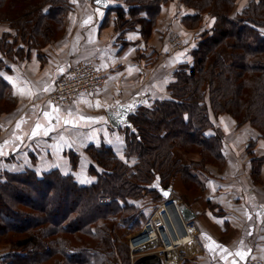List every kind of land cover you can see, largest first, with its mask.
<instances>
[{
  "label": "trees",
  "instance_id": "1",
  "mask_svg": "<svg viewBox=\"0 0 264 264\" xmlns=\"http://www.w3.org/2000/svg\"><path fill=\"white\" fill-rule=\"evenodd\" d=\"M166 2L125 0L127 8H117L118 30L140 26L148 39ZM181 2L194 11L183 19L186 27L198 28L205 14L215 25L201 34L192 64L174 70L171 99L140 106L130 116L126 160L108 144H93L85 152L94 162L88 171L95 182L80 183L59 169L1 177L0 238L13 236L8 243L14 255L4 257L10 264H131L128 245L117 242L122 232H136L148 220L144 198L152 196L157 206L164 201L160 189L175 187V181L203 192L205 166L226 160L215 116L227 113L237 126L249 123L264 139V0H250L240 12H235L237 0ZM71 6L69 0H0V21H10L16 32L7 45H15L19 37L31 39L27 43L33 47L47 44L63 27ZM4 39L0 51L6 53ZM182 151L200 154L201 162L188 163L178 153ZM70 159L77 170L79 156ZM262 161L256 160L254 172Z\"/></svg>",
  "mask_w": 264,
  "mask_h": 264
},
{
  "label": "crops",
  "instance_id": "2",
  "mask_svg": "<svg viewBox=\"0 0 264 264\" xmlns=\"http://www.w3.org/2000/svg\"><path fill=\"white\" fill-rule=\"evenodd\" d=\"M69 1L74 14L66 22L65 33L55 42L39 48L18 40L13 51H0V179L4 173L26 170L42 174L59 169L69 174L70 168L74 176L77 173L87 179L89 174L79 166L72 170L69 159L72 152L81 157L87 146L108 144L117 149L125 142L127 125L113 128L107 113L111 110L119 114V108L127 106L133 114L140 106L150 107L156 100L171 99L168 86L174 80V70L180 64L193 62L191 54L198 42L188 41L190 32L183 19L194 11L183 5L180 9L174 0H167L148 39L143 37L140 26L135 31H115L117 8L126 9L125 0H109L106 9L95 6L94 0ZM164 14L170 19L168 23L182 26L186 44L180 50H173L164 42L161 25ZM209 19L211 26L207 29L215 25V20ZM7 34L16 36L9 26L2 27L0 38ZM13 41L11 37L6 42ZM88 62L106 70L104 90L78 97L66 107L52 104L49 95L59 80L79 64ZM4 104L6 107L9 104L12 110H4ZM226 118L215 119L216 127L224 135L227 155L224 174L209 167L203 199L188 205L197 217L193 222V241L180 251L182 264L264 261V193L250 182L249 175L232 176L227 172L233 164L228 159L240 157L235 147L240 148L246 141L248 147L253 140L259 146V151L253 150L257 155L264 153V141L258 139L256 130L247 126L238 128L232 119ZM102 127L110 132L109 136L101 137ZM86 156L82 158L85 164L89 160ZM62 157L69 162L63 163ZM248 158L240 159L232 168L247 166L251 160ZM88 177L95 182L96 178ZM170 187L172 198L179 199L175 197L176 188ZM169 214L178 229L173 213Z\"/></svg>",
  "mask_w": 264,
  "mask_h": 264
},
{
  "label": "rangeland",
  "instance_id": "3",
  "mask_svg": "<svg viewBox=\"0 0 264 264\" xmlns=\"http://www.w3.org/2000/svg\"><path fill=\"white\" fill-rule=\"evenodd\" d=\"M173 2H175L178 7L180 6V9H181V5H182L181 0H174ZM248 3H250V0H237V5H236L235 12H240V10H242L244 7H246L248 5ZM73 11H74L73 6H71V9L69 10V12L67 13V15L65 17V21H64L63 27L56 29V34L54 35L55 37L53 36L54 38L51 39V41H48L47 44L45 43V45L44 44H42V45H35V47H39V48L46 47L48 44H51V43L55 42L58 38H60L65 33L64 31L66 30V22L69 19V17L71 18V16L74 14ZM164 15H165V19L161 23V25L163 26L162 27L163 28V36H165V41L164 42H166V44L170 45L173 48V50L174 49L175 50H180L186 44L185 43L186 40L184 38V33H182V26H179V24L177 25V24L168 23V20H170V19L169 18H166L167 14H164ZM206 20H208V21H206ZM209 20H210L209 19V16H207L205 14V16H204L201 24L198 26V28L190 29V28L186 27V24H184L185 25V28L190 32V33L188 32L189 34H187L191 38V39L189 38L190 40H188V41H191V42H196L197 41L198 42V40H200V38L202 37L201 34L204 32V30H206L207 28H209L211 26L210 23H209ZM21 23H22V21H18V24L17 25L18 26L19 25H22ZM157 23H158V21H157ZM121 25H122V23H119V24L115 23V31H120L118 29H120ZM4 26H9L10 29L11 28L14 29L13 28L14 26L8 20L0 21V29L2 27H4ZM174 35L175 36L180 35V38H181V39L179 38V41H178V38L176 39L177 40V43L176 44L172 43L173 42L172 39H175L176 38V37H174ZM4 37H5V35H3V37L1 39H4ZM11 37L12 38H15L16 36L6 37L4 39V43L5 44L2 43L4 46H6V48H4V50H8V52L13 51L14 50L13 47H15L16 44H17V42H18V41H16V44L15 45H7L6 40L8 38H11ZM26 38L27 37H24V38L19 37L18 40L21 41V42H24V43L29 42V44H30L31 43V39L28 40ZM105 85H106V81H105V84H104L103 88L100 89L99 91H96V92H100V91L104 90ZM206 102H207L208 105H210V102L212 104V100L210 101V99H206ZM6 105L4 104L3 109L4 110L10 109L9 108L10 105L8 104V107H6ZM66 106L67 105H65L63 107H66ZM152 106H150V107H152ZM11 110L12 109H10L9 111H11ZM211 112L213 113V111H211ZM219 117H225V118L227 117L226 118V121L230 118V119H232L234 121L235 124H238V123H236L237 121L234 120L227 113L222 114ZM219 117H218V119H219ZM214 118H217V117L215 116ZM246 126L249 127V128H251V129H254L255 130L254 126H252L249 123H246L243 126H237V127L242 129L243 127H246ZM105 129L106 128H103L102 127L100 129V131H99L101 137H103V138L109 136L108 134L110 133V132H107V130L105 131ZM108 129H110V128H108ZM103 131L106 132V136L103 134ZM111 132H113V131L111 130ZM125 132H126V130H124V133ZM257 133H258V139L261 140V141H264V139L261 138L260 133H259L258 130H257ZM247 143H248V141L244 142L243 146H241L240 148L239 147H235V150L234 151L237 154H239L240 157L239 158H233L231 156L230 159H228V161H231L233 164L228 169L227 172H228V175H232V176L234 174H239L241 177H245V176L249 175L251 177L250 182L252 181V183L254 185H258V190L260 192H262V194H263L264 193V161H262L261 168L257 172H254V171H255V166H257V163H258V162H256V160L257 159L258 160L259 159H263L264 158V153L261 152V154L255 155V153L253 152V150L256 149V150L259 151V146H257L258 143L255 144L254 142L253 143L249 142V143H251L252 146L250 145V147L249 146L246 147V144ZM87 147H86V149H87ZM126 147H127V143H126V137H125V142L120 147H118L117 149L114 148L115 153L121 159H123V160H126V155H125V153H126ZM178 153H180V156L183 157V159H185L186 161H188V163H192V162L193 163H200L201 160H202V157H201L200 154L186 153V152H183V151L182 152H178ZM84 154L87 155L86 157L89 156L85 151H84L83 155ZM71 155H77V156H79L78 153H76V152H72ZM71 155L69 156V159H70ZM83 155L81 157H79V159H78V161H79V165H78L79 166V169L81 171L85 172L86 174H89L90 175V172L88 170H89L90 165L94 164V162L91 160L90 157H88L89 160L87 159V163L85 164L84 160L82 159V158H84ZM247 155L249 157H251L250 163H248L247 166L240 165L241 166V169L232 168L237 161L238 162L240 161V159L241 160L242 159H247V160L250 159V158H248ZM226 157H227V155H226ZM62 158H63V163H68L69 162V160L67 158L66 159L64 157H62ZM226 162H227V158L222 163H220L218 161H215L212 164H207L205 166L206 167L205 168V173L210 174L209 173L210 171H208V168L212 166V168H211L212 170H216L215 171L216 173H219L220 172V174L223 175L224 174V167H225ZM70 164H71V159H70ZM80 164H81V168H80ZM65 171H67V170H65ZM69 172L71 173V168H70ZM237 172H239V173H237ZM88 176H87V179H84V177H79V175L76 173L75 178H78L79 181H80V183H86L87 181L89 183L90 182L89 179H91V178H89ZM175 185H176L175 188L177 190V193L175 194V197H180L182 204H186V203L187 204L188 203L189 204L190 203L197 204V203L201 202V200L204 197L205 190L203 192L200 191V188L198 186H192L191 189H189V188L187 189V187H185L183 185L182 181H175ZM39 197H40V194L38 195L37 198H39ZM37 198L34 197V196H31V201L37 200ZM162 202H164V201H162ZM162 202H160L156 206V203L153 200L152 196H147V197L144 198V200H143V211L145 213V216L148 218V220L153 216V214L157 211V209H159V207L161 206ZM146 222L147 221H143L142 224H141V226L138 227V229L136 230V232H133V233H127V232L125 233V232H122V234L119 235V238H118V242L117 243H119V245H128L129 238H131V236L134 235L135 233L139 232L143 228V226L145 225ZM41 236L42 235H40V237ZM6 237L7 238H5V237H1L0 238V253L3 255V257H2L3 259H4V257H6L7 253L13 251L12 245L8 243L9 241L12 240V237L13 236L12 235H9V236H6ZM3 238H5V239H3ZM1 240L2 241L7 240V241H6V243H4ZM128 248H129V245H128ZM129 251H130V249H129ZM129 256H130V254H129ZM147 257H150V256H146V258ZM0 264H4V261H1ZM119 264H122V263L119 262Z\"/></svg>",
  "mask_w": 264,
  "mask_h": 264
},
{
  "label": "built area",
  "instance_id": "4",
  "mask_svg": "<svg viewBox=\"0 0 264 264\" xmlns=\"http://www.w3.org/2000/svg\"><path fill=\"white\" fill-rule=\"evenodd\" d=\"M174 37L176 38L172 39V43L176 44L180 35ZM105 71L103 67L92 62L79 64L59 80L56 89L49 95V101L57 107H63L78 97L99 91L106 81ZM181 205L180 198L162 202L143 228L129 238L131 264H182L183 255L180 251L193 241L195 225L185 220L179 208ZM169 211H172L177 221L178 232L168 218ZM9 254L14 255V251L7 253ZM146 256L155 259H146ZM2 257L0 253V262L11 263L10 259ZM245 263L264 264V261L250 259Z\"/></svg>",
  "mask_w": 264,
  "mask_h": 264
},
{
  "label": "water",
  "instance_id": "5",
  "mask_svg": "<svg viewBox=\"0 0 264 264\" xmlns=\"http://www.w3.org/2000/svg\"><path fill=\"white\" fill-rule=\"evenodd\" d=\"M94 5L101 9H106L109 7V0H101V2L99 3L97 2V0H94ZM107 114L109 116V120L113 128L119 129L124 125H130V116L132 114V108L127 106H121L119 108V114H115L111 110ZM160 192L162 193L166 201L171 199L172 187H169L167 189H160ZM180 210L187 222H194L197 215L189 206L182 204L180 206Z\"/></svg>",
  "mask_w": 264,
  "mask_h": 264
},
{
  "label": "snow or ice",
  "instance_id": "6",
  "mask_svg": "<svg viewBox=\"0 0 264 264\" xmlns=\"http://www.w3.org/2000/svg\"><path fill=\"white\" fill-rule=\"evenodd\" d=\"M97 2L99 3V2H101V0H97ZM62 71V70H61ZM47 90V89H46ZM45 116H48V113H45L44 114ZM17 127L19 128L20 127V124L18 123L17 124ZM37 128H39V125H37ZM33 135H36V132L35 131H33V133H32ZM46 134V133H45ZM237 255H241V253H237Z\"/></svg>",
  "mask_w": 264,
  "mask_h": 264
},
{
  "label": "bare ground",
  "instance_id": "7",
  "mask_svg": "<svg viewBox=\"0 0 264 264\" xmlns=\"http://www.w3.org/2000/svg\"><path fill=\"white\" fill-rule=\"evenodd\" d=\"M180 208V207H179ZM170 212V211H169ZM169 212H168V218L170 219V214H169ZM172 212V211H171ZM170 222H171V220H170ZM173 225V224H172ZM174 226V225H173ZM174 229H175V231L176 232H178L179 230L176 228V226H174ZM150 257H152V256H150ZM153 260L155 259L154 257L152 258Z\"/></svg>",
  "mask_w": 264,
  "mask_h": 264
}]
</instances>
